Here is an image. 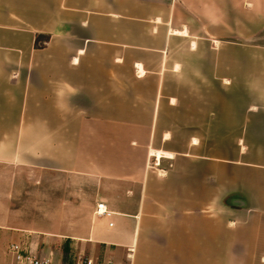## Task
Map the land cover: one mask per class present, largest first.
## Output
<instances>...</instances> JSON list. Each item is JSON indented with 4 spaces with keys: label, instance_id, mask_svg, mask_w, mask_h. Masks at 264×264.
Instances as JSON below:
<instances>
[{
    "label": "crops",
    "instance_id": "0c3cea01",
    "mask_svg": "<svg viewBox=\"0 0 264 264\" xmlns=\"http://www.w3.org/2000/svg\"><path fill=\"white\" fill-rule=\"evenodd\" d=\"M0 168L41 255L264 264V0H0Z\"/></svg>",
    "mask_w": 264,
    "mask_h": 264
},
{
    "label": "built area",
    "instance_id": "2783aa9c",
    "mask_svg": "<svg viewBox=\"0 0 264 264\" xmlns=\"http://www.w3.org/2000/svg\"><path fill=\"white\" fill-rule=\"evenodd\" d=\"M158 163V160L155 161ZM114 212L110 210L105 201L101 200L96 205L95 214L97 217L111 216ZM110 226L113 225L111 222ZM8 254L11 256L12 264H64L55 260L50 255H41L37 252L32 241L26 238L11 242L8 248ZM74 264H94V260L84 255L83 252L75 256ZM100 264H117L113 259H108Z\"/></svg>",
    "mask_w": 264,
    "mask_h": 264
},
{
    "label": "rangeland",
    "instance_id": "374dc122",
    "mask_svg": "<svg viewBox=\"0 0 264 264\" xmlns=\"http://www.w3.org/2000/svg\"><path fill=\"white\" fill-rule=\"evenodd\" d=\"M2 168H0V264L1 260L6 257L7 255V250L9 248V243L12 241L16 240L19 241V238L13 239V236H10L8 232H6V228L3 225V220L4 218L9 214V208L8 206L10 205L9 197H7L8 193L5 191L6 185L9 183V173L10 170H5L4 172L1 171ZM82 185V183H81ZM87 185V190L82 193V200L86 202H94V197H95V185L92 183H86L85 186ZM16 237V235L14 234ZM6 249V250H5ZM3 252L6 253L3 254ZM51 257H53L51 255ZM57 261H61V258L59 257H53ZM8 260H11V256L8 255ZM5 264V262L3 263Z\"/></svg>",
    "mask_w": 264,
    "mask_h": 264
},
{
    "label": "trees",
    "instance_id": "16d2710c",
    "mask_svg": "<svg viewBox=\"0 0 264 264\" xmlns=\"http://www.w3.org/2000/svg\"><path fill=\"white\" fill-rule=\"evenodd\" d=\"M49 37V36H47ZM36 46H38V38L36 40L35 43ZM61 250H62V256H61V262L64 264H74L75 259H74V248L71 246V240L70 239H66L62 246H61Z\"/></svg>",
    "mask_w": 264,
    "mask_h": 264
},
{
    "label": "water",
    "instance_id": "95a60500",
    "mask_svg": "<svg viewBox=\"0 0 264 264\" xmlns=\"http://www.w3.org/2000/svg\"><path fill=\"white\" fill-rule=\"evenodd\" d=\"M229 200H228V202H232V203H235V204L240 205V206L244 205L245 201H246L243 197L237 196V195L232 196Z\"/></svg>",
    "mask_w": 264,
    "mask_h": 264
},
{
    "label": "bare ground",
    "instance_id": "6f19581e",
    "mask_svg": "<svg viewBox=\"0 0 264 264\" xmlns=\"http://www.w3.org/2000/svg\"><path fill=\"white\" fill-rule=\"evenodd\" d=\"M155 154H158V155H159V157L161 156V155H160V154H161V152H158V153H156V152H155ZM156 158L158 159V157H156Z\"/></svg>",
    "mask_w": 264,
    "mask_h": 264
}]
</instances>
